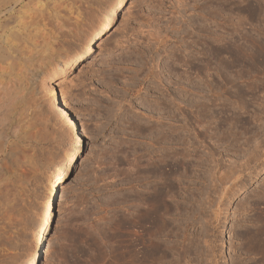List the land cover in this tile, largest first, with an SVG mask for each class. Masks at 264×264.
<instances>
[{
  "label": "rangeland",
  "instance_id": "rangeland-1",
  "mask_svg": "<svg viewBox=\"0 0 264 264\" xmlns=\"http://www.w3.org/2000/svg\"><path fill=\"white\" fill-rule=\"evenodd\" d=\"M104 1L0 0V23L5 27L0 26V33L5 30L2 34H9L10 40L18 31L13 41L21 38L17 41H22L23 50L27 48L21 64L25 65L23 69H28L25 80L29 85L23 99L8 105L6 115L10 112V116L0 124V130L10 125L8 139L0 138V264H22L33 246L51 166L70 147L73 129H80L79 124L85 129V134L80 135L79 155L59 189L46 239L49 250L41 254L37 264H151V160L167 153L169 157L174 154L180 168L177 166V173L171 174L175 189L169 194L171 198H167L170 209L164 216L169 229L165 231L177 234L179 226L181 230L177 235L168 237L165 231L161 235L163 240L160 238L159 242L165 246L167 254L160 264H179L178 260L186 264L188 255L190 261L194 260L193 264H264V246L250 245L248 241L250 235L264 230L260 221L264 218V151L261 152L264 143L253 152L247 150L254 156L260 152L261 157L249 153L241 155L235 161L237 165L228 162L230 152L222 148L226 144L216 142L227 127L234 126L229 129L240 139L244 132V137L250 135L244 126L256 120L260 124L258 118L251 119L253 111H259L257 115L262 112L259 119L264 121V0H125L78 63L62 78L53 75L44 81L48 62L75 43L81 31L89 28ZM19 8L23 9L22 13ZM219 23L223 24L222 28ZM33 29L38 33L36 30L33 33ZM18 33L21 36L18 37ZM22 33L35 37L26 34L25 42ZM220 33L227 41L216 39ZM230 35L234 38H229ZM13 41L10 42L18 43ZM230 41L236 48L239 45V56L243 54L240 59L237 57L235 64L231 63L234 62L231 54L228 55L230 47L234 48ZM211 48L218 52L210 54ZM201 49H205L207 55ZM198 72H215L216 76L220 74L217 79L231 76V80L233 76L227 74H236L235 82L231 83L238 87L231 88L230 99L221 97L218 101V105L223 102L226 107H217H223L220 112L215 108L218 113L211 116L214 119L208 120L205 116L211 124L196 122L201 117L197 115L200 99L204 102L209 99L201 98L196 92L201 84ZM60 80L72 122L62 115L53 99L54 95L61 102L59 93L56 96V84ZM255 107L257 110H252ZM223 118L231 123L226 128L223 125L228 122ZM154 124L158 125L159 132L152 129ZM202 124L214 130L208 131L213 139L208 135L204 145L192 139L193 154L203 160V167L197 165L196 170L195 164L193 169L190 167L193 159L188 164L189 158L180 155L181 142L185 143L186 136L193 133V126L201 128ZM251 126L248 129L255 127L253 123ZM240 129L247 132L241 134ZM155 135L165 137L168 145L177 147L164 150L159 149L158 144L151 146ZM212 141L222 153L216 155L220 165L214 159H207L204 146L214 144ZM246 160L250 164L243 170L240 164ZM233 172L241 181L236 180L237 185L228 192L225 188L231 181L224 184L227 179H222L221 183L216 177ZM184 223L190 225L185 229ZM182 232L196 243L189 238L186 239L191 244L186 239L182 241ZM193 244H197V248ZM130 258L135 259L130 262Z\"/></svg>",
  "mask_w": 264,
  "mask_h": 264
},
{
  "label": "bare ground",
  "instance_id": "bare-ground-1",
  "mask_svg": "<svg viewBox=\"0 0 264 264\" xmlns=\"http://www.w3.org/2000/svg\"><path fill=\"white\" fill-rule=\"evenodd\" d=\"M124 1L125 0H106V1H104V3L100 6V8H99V10H98V12L93 16V19H92V22H91V25L89 26V28L88 29H86V30H84L83 32L81 31V33L79 34V36L77 37V41L75 42V43H73V44H71V45H69L68 47H66V49H64V51L62 52V53H60V55H58V56H56L53 60H51L50 62H48V64H47V70L45 71V79H44V81L47 79V78H49V77H51V76H53V75H59L60 76V78H62L64 75H65V73H66V71L68 70V69H70L71 67H73L74 65H76L77 63H78V61L81 59V57H82V55L83 54H85L86 52H88L89 51V49H90V47H91V45L93 44V42H94V40L97 38V37H99L102 33H103V31L109 26V24L112 22V20L115 18V16L117 15V13L120 11V9L122 8V6H123V3H124ZM24 5V4H23ZM10 9V8H9ZM256 9V8H255ZM19 10H20V8H19ZM21 10H23V9H21ZM20 10V12L22 13V11ZM28 12V11H27ZM26 12V10H25V13H27ZM20 15V14H19ZM252 16V15H251ZM17 17H18V15H17ZM17 17L15 18V20L17 19ZM28 19H29V17H27ZM26 18V19H27ZM31 18V17H30ZM250 18V17H249ZM219 19V18H218ZM20 21V20H19ZM19 21H17V22H19ZM21 22V21H20ZM19 22V23H20ZM3 24V23H2ZM1 23H0V26L2 25ZM17 24V23H16ZM21 24H22V22H21ZM240 24V23H239ZM4 25H5V23H4ZM8 25V24H7ZM19 25V24H18ZM23 26H24V24H22ZM21 25V27H23ZM219 25H220V23H219ZM222 25V26H221ZM220 25V27L222 28L223 27V24H221ZM228 25V24H227ZM235 25V24H234ZM6 26V25H5ZM2 28H5V27H3V25H2ZM1 28V31L2 30H4V29H2ZM20 28V27H19ZM30 28V27H29ZM34 28V27H33ZM38 28V27H37ZM36 28V29H37ZM231 28L233 29V27L231 26ZM236 28V27H235ZM237 28H239V27H237ZM36 29H33V33H34V31L36 30ZM218 29V31H220L219 30V27L217 28ZM217 29H216V31H215V33L217 32ZM241 29V28H240ZM240 29H238V30H240ZM26 30H28L27 28H26ZM30 30H31V28H30ZM29 30V32L31 33V31ZM234 30H236V29H234ZM5 31V30H4ZM4 31H2V33L4 32ZM12 31H13V29H12ZM21 31V30H20ZM23 31V30H22ZM38 30H36L35 31V33L37 32ZM221 31H222V29H221ZM220 31V32H221ZM229 31H231V29L229 30ZM228 31V32H229ZM13 32H15V31H13ZM18 31H16V33H17ZM235 32V31H234ZM239 32V31H238ZM2 33H0V124L1 123H4V120H6L9 116H10V112H9V114L8 115H6V111L8 110V105H10L14 100H16V99H23L24 97H25V92L27 91V89H28V87H29V85H28V81H26L25 80V78L27 77V75H28V72H26V71H28V69H23L24 68V66L22 65L23 64V62H22V64H21V61H23V56L25 55V54H27L25 51L27 50V48H26V50H25V48H24V50L22 49L23 47L21 46V44H23V43H20V42H22V41H17V40H21V38L20 39H15L14 41L15 42H18V43H11L10 41L12 40L13 41V38H17V37H15V35H16V33H15V35L12 33V35H14V36H11V37H13V38H11L10 40L8 39L9 37V34H2ZM8 33V32H7ZM10 33V32H9ZM20 33V32H19ZM17 34V36L19 37V36H21L20 34ZM28 33V32H27ZM27 33H22V35L23 36H25V38H24V40L23 41H25L26 42V34ZM29 33V35L28 36H30V35H32V38L34 39V37H33V35L34 34H30ZM38 33V32H37ZM218 33V32H217ZM222 33V32H221ZM221 33L220 34H218V36L219 35H221ZM227 33V32H226ZM233 33V32H232ZM240 33H242V32H240ZM25 34V35H24ZM214 34V33H213ZM228 34H230V33H228ZM236 34V33H235ZM11 35V34H10ZM39 35V34H38ZM233 35V34H232ZM241 35V34H240ZM246 35V34H245ZM23 36H22V39H23ZM42 36V35H41ZM226 36V38L229 36V35H225ZM242 37H243V35H241ZM247 36V35H246ZM250 36V35H249ZM8 37V38H7ZM46 36H44L42 39H43V41L45 40L44 38H45ZM217 37V36H216ZM236 37H238V35L236 36ZM235 37V38H236ZM242 37H240L239 36V38H242ZM32 38H28L30 41H32L31 39ZM48 38V37H47ZM229 38H234V37H231V35H230V37ZM246 38V37H245ZM28 39H27V41H28ZM37 39H39L38 37H37ZM41 39V40H42ZM216 39H219V40H225V38L223 37V35H222V37L221 36H219V38L217 37ZM228 39V38H227ZM227 39L225 40V41H227ZM244 39V38H243ZM47 40V39H46ZM230 40V39H229ZM232 40V39H231ZM262 40V39H261ZM13 41V42H14ZM38 41V40H37ZM48 42V41H47ZM47 42H44V46H47L48 45V43ZM229 42V41H228ZM234 42H235V44H236V41L234 40ZM233 42V43H234ZM246 43H247V40L245 41ZM33 43V42H32ZM40 43H42V42H40ZM45 43H47V45H45ZM203 43V42H202ZM225 43V42H224ZM230 43H232V41H230ZM233 43H232V46L234 47V45H233ZM251 43V42H250ZM261 43V42H260ZM20 44V45H19ZM28 44H29V42H28ZM34 44V43H33ZM239 44V43H238ZM248 44V43H247ZM31 45V44H30ZM36 45V44H35ZM40 45V44H39ZM52 45V44H51ZM225 45H228V44H226L225 43ZM237 45V44H236ZM240 45H242V44H240ZM261 45V44H260ZM32 46V45H31ZM31 46H30V48H31ZM230 46V45H229ZM239 46V45H238ZM238 46H237V48H238ZM247 46V45H246ZM246 46H244V47H246ZM27 47V46H26ZM38 47V46H37ZM37 47H35V48H37ZM48 47V46H47ZM241 47V46H240ZM239 47V48H240ZM263 48H264V45L262 46ZM29 48V47H28ZM29 48V49H30ZM205 48V47H204ZM236 48V46L234 47V48H232V47H230V51L229 50H227V51H229L228 53L226 52V54H228V55H230L231 54V56H232V60H234V62H231V63H234L235 64V62H237V57H238V59H240L241 58V56H243V54L241 55V56H239L240 54H241V51H239V49H237ZM262 48V49H263ZM215 48H211L210 50H209V53L210 54H212V55H214V53H217L218 51H216V50H214ZM221 49V48H220ZM32 50V49H31ZM31 50H30V52H31ZM203 50H205V49H203ZM202 49H201V51H202V53H205L206 55H207V53H206V50H205V52L203 51ZM224 50V49H223ZM223 50H220V52L222 51L223 53H224V51ZM244 51V50H243ZM263 51V50H262ZM219 52V53H220ZM218 53V54H219ZM218 54H216V55H218ZM222 54V53H221ZM253 54V53H252ZM205 55V56H206ZM215 55V56H216ZM220 55V54H219ZM214 56V57H215ZM202 57V56H201ZM240 57V58H239ZM262 57H264V56H262ZM264 59V58H263ZM202 60V59H201ZM236 60V61H235ZM25 62V61H24ZM239 62V61H238ZM234 64H232V65H234ZM231 66V65H230ZM234 67V66H233ZM18 71H20V72H18ZM202 71V70H201ZM237 71V70H236ZM226 73V72H225ZM229 73V72H228ZM227 74V73H226ZM234 72H233V74L231 73V74H227V75H232L233 76V79L232 80H234L235 79V76H234ZM238 74H240V73H238ZM246 74V73H245ZM264 74V73H263ZM236 75V74H235ZM241 76H243L242 74H240ZM258 75V74H257ZM217 76H220V74L218 73L217 74ZM217 76H216V74H215V72H198V74H197V77L199 78V80H200V82H201V84H198V85H200L199 87H196V92L197 93H199L200 94V96H201V98H209L208 100H209V102H206V101H208V100H206L205 102H204V100H201L200 99V106L201 107H198V109L200 108V112L199 113H197V115H199V117L201 116V117H203L202 119H201V117H200V120H198V121H196V122H199V123H212V122H210V121H208V120H210L212 117L211 116H213V117H215L216 116V113L215 112H217V111H215V108L217 109V107L219 108V106L221 107V105L223 106H225V104L223 103H221V105H218L219 104V102L218 101H221V100H219L221 97H224V99L226 98V100L227 99H230L229 98V96L231 95V93H230V95H228L229 94V92H230V90H231V88H233V90H234V88L236 89L237 87H235L234 86V84L233 83H231L232 82V80H231V76H230V78H226V77H221V79H217ZM225 76V75H224ZM228 76V77H229ZM247 77V76H246ZM245 77V78H246ZM252 77V76H251ZM257 77V76H256ZM263 77V76H262ZM236 78H237V76H236ZM240 78H242V77H240ZM260 79L261 78V76H258L257 77V79ZM199 80H198V83H199ZM245 80V79H244ZM255 80V79H254ZM23 81V82H22ZM259 82H261L260 80H258ZM233 82H235V80L233 81ZM249 82V81H248ZM263 82H264V80H263ZM262 82V84H264ZM229 83H230V85H229ZM252 83L253 84H255L256 82H253L252 81ZM251 83V85H250V83H248L249 84V86H252L253 84ZM236 84V83H235ZM247 84V85H248ZM63 85V82H62V80H60V81H58V83L56 84V86H58V91L56 90V96H57V94L59 93V95H58V97L60 96V100H61V102H59V100L57 99V98H55V96L53 95V99L54 100H56L57 101V104H58V107L61 109V112H62V115H64V117H66L67 119H68V121L70 120L71 121V117H70V115H69V113H68V110L66 109L67 108V98H66V95H65V90H64V87L62 86ZM197 85V86H198ZM246 85V86H247ZM261 85V84H260ZM255 86H258V84L256 85L255 84ZM253 87V86H252ZM251 88V87H250ZM256 88H258L259 89V87H256ZM56 89V88H55ZM255 89V88H254ZM253 89V90H254ZM257 89V90H258ZM261 89V88H260ZM262 89H264V86H263V88ZM248 91H249V89H247ZM251 91H253L252 89H250ZM256 90V89H255ZM232 91V90H231ZM238 91V89L236 90V92ZM261 91V90H260ZM260 91H257V92H260ZM264 91V90H263ZM236 92H234V94L236 93ZM233 93H232V95H234ZM263 94V93H262ZM236 95H237V93H236ZM258 95V94H257ZM264 95V94H263ZM255 96V95H254ZM260 96V95H259ZM211 97H213V98H211ZM232 97V96H231ZM236 97H238V96H236ZM239 97H241V96H239ZM245 97V96H244ZM252 97V96H251ZM257 97V96H256ZM262 97V96H261ZM260 97V98H261ZM242 98V97H241ZM262 98H264V97H262ZM224 99H222V100H224ZM236 99V98H235ZM239 98H237L236 100H238ZM250 100V99H249ZM251 100H252V98H251ZM201 101H203L202 103H201ZM233 101H235V100H233ZM240 101V100H239ZM259 101V100H258ZM263 101V100H262ZM229 102H231L230 100H229ZM242 102V101H241ZM244 102V101H243ZM260 102V101H259ZM264 102V101H263ZM233 103V102H232ZM236 103V102H235ZM251 103V102H250ZM262 103V102H261ZM230 104V103H229ZM242 104V103H241ZM255 104V103H254ZM258 104V103H257ZM262 104H264V103H262ZM218 105V106H217ZM246 105H247V103H246ZM66 106V107H65ZM199 106V105H198ZM230 106H231V104H230ZM248 106V105H247ZM251 106H252V104H251ZM254 106V105H253ZM177 107V106H176ZM226 107V106H225ZM241 107H244L245 109H246V106H241ZM257 107V106H256ZM256 107L255 108H252V110L254 109V110H257L256 109ZM262 107V109H263V106H261ZM261 107H259V108H261ZM223 108V107H222ZM222 108H220V109H217L218 111L220 110L221 111V109ZM247 109H248V107H247ZM251 109V108H250ZM249 109V110H250ZM224 110V109H223ZM222 110V111H223ZM226 110V109H225ZM248 110V111H249ZM219 111V112H220ZM227 111V110H226ZM235 111V110H234ZM253 112H255V113H253ZM252 112V116H251V119L253 118V117H256V119L258 118V120L260 121V124L257 122V120L256 121H254V122H256L257 124H259V125H257L256 123H254V122H250L249 121V125H247L248 123H243V124H245V125H247L248 127L249 126H251V123H253V126L255 125V127L254 128H250V129H248V127H245L244 126V128H246V130H248L249 131V133H247V134H250V135H247L246 137H244V134H246L245 132H244V134H243V131H246L245 129L244 130H241L240 129V131H242V133L241 134H243V137H244V140L241 142L240 140L241 139H243V137L240 139V137H237L236 135H235V133L233 134V132H232V127H234V126H232V127H227L228 128V130L227 129H225V131L224 130H222V131H224V134H223V136H222V134L220 135V137L217 135L218 133H215V135L216 136H218L217 137V140H216V142L219 144V145H221V143H225L226 144V146H224L223 144V151H225V152H227L228 154H229V152H230V154L228 155V159H230L228 162H230L231 164H233V162H235L238 158H240L241 157V155H246V154H251V152H253L255 149H258V147L259 146H261V144L262 143H264V136H262V135H264V132L263 133H261L262 131H264V129H261L262 128V126H264V124H262V123H264V121H262V119H259V115L261 116V114L260 113H262V112H260L259 113V115H257L258 114V112L259 111H253ZM263 112H264V110H263ZM218 113V112H217ZM223 113V112H222ZM224 113H225V111H224ZM231 113V112H230ZM236 113V112H235ZM234 113V114H235ZM257 113V114H256ZM214 114H215V116H214ZM228 114V113H227ZM226 114V115H227ZM244 114V113H243ZM251 114V113H250ZM249 114V115H250ZM254 114H256L255 116H254ZM263 114V113H262ZM219 115V114H218ZM222 115V114H221ZM225 115V114H224ZM237 115H238V113H237ZM205 116H208L209 117V119H208V117H207V119L208 120H205ZM263 116V115H262ZM63 117V116H62ZM187 117V116H186ZM211 117V118H210ZM218 117V116H217ZM223 117V116H222ZM248 117V116H247ZM195 118V117H194ZM227 118V117H226ZM242 118V117H241ZM246 117H243V119L244 120H246L245 119ZM261 118V117H260ZM263 118V117H262ZM187 119V118H186ZM199 119V118H198ZM212 119H214V118H212ZM216 119V118H215ZM219 119H221L222 120V118H219ZM218 119V121H220L221 122V120H219ZM224 119V118H223ZM235 119V118H234ZM239 119H240V117H239ZM239 119H238V121H239ZM226 119H224V121H225ZM231 120V119H230ZM243 120V121H244ZM248 120H250V117H248ZM75 121V120H74ZM216 121V120H215ZM237 121V120H236ZM252 121V120H251ZM72 122V121H71ZM171 122V121H170ZM225 122H228V119H227V121H225ZM224 122V123H225ZM235 122V121H234ZM240 122V121H239ZM246 122V121H245ZM248 122V121H247ZM262 122V123H261ZM190 123V122H189ZM193 123V122H192ZM216 124L218 123V122H215ZM222 123V122H221ZM74 124V123H73ZM191 124V123H190ZM216 124L214 125L213 124V126H216ZM229 125V124H231L230 122H228V123H226L225 125H223V126H225L224 128H226V125ZM240 124H241V122H240ZM188 125V124H187ZM201 125V124H200ZM206 125V124H205ZM219 125V124H218ZM185 126V125H184ZM190 126V128H191V125H189ZM207 126V125H206ZM206 126H203V124H202V127L200 128V126H199V128H194V126L192 127L193 128V131H192V128H191V130L188 128V130H190V131H192L193 133L191 134V132H190V134L191 135H187L186 136V140H185V143H183V141L181 142V144H183L182 146H183V150H181L182 152H180L181 154V156L183 157V158H189V161L188 162H190V163H188V164H191V159H193V164H191L190 165V167H192V169H193V165L194 166H196V170H198L197 169V165L199 166V165H201L200 167H203V163H202V158L201 157H199V156H197V155H195V154H193L194 153V151H193V149H195L194 148V146H193V144H194V140H196L197 142H199V144L201 143V145L203 144L204 145V143L206 142V137L209 135L210 137L212 136L209 132H210V130L211 131H214V130H212V129H210L209 130V128H210V125H208L209 126V128L208 127H206ZM222 126V127H223ZM231 126V125H230ZM241 126H243V125H240V127ZM10 127V125L8 124V125H6L3 129H1L0 130V138H5V139H8V134H7V131H8V128ZM198 127V126H197ZM218 127V129H219V126H217ZM216 127V128H217ZM221 127V129H224V128H222ZM238 127V126H237ZM252 127V126H251ZM79 128L80 129H78V128H74L73 130V140H72V143H71V145H70V147H68L67 148V150L64 152V153H62L59 157H58V159L52 164V166H51V177H50V180H49V185H48V188H47V190H46V194L44 195V197H43V199H42V202L40 203V210H39V221H38V224H37V227H36V229H35V232H34V244H33V246L31 247V249L26 253V255H25V257H24V260H23V262H22V264H37L38 263V260H39V257L41 256V254L42 253H46L48 250H49V247H48V245H47V243H46V239H47V234H48V231H49V228H51V222H52V218H53V208H54V206H55V201H56V199H57V197L59 196V192H60V187L62 186V184H63V182H64V179H65V175L67 174V172L69 171V169L75 164V161H76V159H77V157H78V155H79V150H80V139H81V137H80V135L81 134H85V129H84V127L81 125V124H79ZM158 125L156 126V124H154L153 126H152V129L154 130H157L158 131ZM211 128H214V127H212L211 126ZM215 128V129H216ZM229 128H232L231 130L229 129ZM243 128V127H242ZM220 129V130H221ZM237 129V128H236ZM238 129H239V127H238ZM217 130V129H216ZM163 131V130H162ZM162 131H161V133H162ZM209 131V132H208ZM218 131V130H217ZM237 131V130H236ZM159 132V131H158ZM234 132H235V130H234ZM247 132V131H246ZM209 133V134H208ZM211 133H213V132H211ZM223 133V132H222ZM237 135H238V133H237ZM164 136V135H163ZM209 136H208V139H209ZM216 136H214V137H216ZM221 136H222V138H221ZM155 137L156 138H153V140H151V146H154V145H156V144H158L157 145V147L160 149H172L173 147H177L176 145H174V144H172L170 141V143L172 144V145H168V142L166 143V141H165V137L163 138V137H161V136H158L157 137V135H155ZM212 138V137H211ZM256 140H255V139ZM192 139H194V140H192ZM213 139V138H212ZM211 139V140H212ZM168 140V139H167ZM215 140V139H214ZM196 141H195V143H196ZM210 141V140H209ZM238 141H240L239 143H241V144H239V145H237L238 143ZM214 144H212L211 142V145H206V146H204V147H206V149H207V151H206V154L208 155V158L207 159H214V161H216L217 163H221V161H219L220 159H218V157L216 156L217 154L218 155H220V154H222V153H220L219 151H217V147H218V144L217 145H215V142L214 141H212ZM165 143V144H164ZM178 143V142H177ZM180 144V145H181ZM206 144H207V142H206ZM209 144V143H208ZM264 145V144H263ZM217 146V147H216ZM234 147H237L239 150H237V149H235ZM262 147H264V146H262ZM219 148H220V146H219ZM234 148V149H233ZM221 149V148H220ZM247 150H250L251 152H247ZM262 151H264L263 150V148L261 149V152ZM167 152V151H166ZM221 152H222V150H221ZM259 152V151H258ZM257 152V150L255 151V153L257 154L258 153ZM170 153V152H169ZM260 153V152H259ZM259 153L257 154V155H255L256 157H258L259 156ZM163 154V153H162ZM177 154V153H176ZM261 154V153H260ZM159 155V154H158ZM167 155V156H166ZM164 154V155H159L160 157H158V159H154V160H151V264H160V262H164L165 260V256H166V254L167 253H165L164 252V247L162 246V242H161V244H160V238L162 239V234H163V232L165 231V230H168L169 228V226H167V224H166V216H164V215H167L168 213H167V211L170 209V208H168V206H169V204H167V202H169L168 200H167V198L170 196L169 194L171 193V195H172V193L174 192L173 190L175 189L174 188V186H173V184H174V182H173V179H171L172 177H171V174L173 173V174H175V172H176V169L178 170V167L180 168V166H178L179 165V163H177L176 162V160H177V158H175L172 154V157H171V155H170V157L168 156L169 154L167 153V154ZM206 155V156H207ZM253 157H255L253 154H251ZM247 156V157H252V156ZM263 155H264V153H263ZM261 156H262V154H261ZM261 156H259V157H261ZM174 157V158H173ZM217 157V158H216ZM221 157V156H220ZM244 157V156H243ZM246 157V156H245ZM152 159V158H151ZM204 159V158H203ZM206 159V160H207ZM210 159V160H211ZM257 159V158H256ZM202 160V161H201ZM241 160V159H240ZM239 160V162L241 163V161ZM247 160H248V158H247ZM247 160L245 161V162H243V164H240V166L241 167H244V168H242L243 170L245 169V170H247L246 168L248 167L247 166ZM249 160H251V159H249ZM252 160H254V158H252ZM258 160V159H257ZM261 161V160H260ZM182 162V161H181ZM206 162V161H205ZM215 162V163H216ZM223 162V161H222ZM176 163L178 164V165H176ZM220 163L218 164V165H220ZM229 163V164H230ZM205 164V163H204ZM210 164V163H209ZM234 164H237L238 165V163H234ZM250 164V163H249ZM248 164V165H249ZM187 165V164H186ZM212 165H214V164H212ZM237 165H234V166H237ZM245 165V166H244ZM178 166V167H177ZM183 166V165H182ZM184 166H185V163H184ZM188 166V165H187ZM216 166V165H215ZM233 166V165H232ZM238 167V168H241V167ZM247 166V167H246ZM186 167V166H185ZM189 167V166H188ZM231 167V166H230ZM229 166H228V168H230ZM246 167V168H245ZM181 168H183V167H181ZM233 167H231V169H232ZM187 169H189V168H187ZM213 169V168H212ZM231 169H230V171H231ZM236 169V168H235ZM242 169H240V170H242ZM184 170H185V168H184ZM189 170H191V169H189ZM201 170V169H200ZM239 170V169H238ZM237 170V171H238ZM243 170H242V172H243ZM250 170V169H249ZM255 170V169H254ZM175 171V172H174ZM188 171V170H187ZM211 171V170H210ZM228 171L229 170H227L226 172L228 173ZM229 171V172H230ZM184 172V171H183ZM213 172V171H212ZM226 172H224V173H226ZM235 172V171H234ZM234 172L233 173H229L230 175H226V174H221L219 177L217 176L216 178L218 179V181L219 182H221L222 183V181H224L225 179H227V180H225V182H224V184H228V182H230L231 181V183H230V185H226V187L228 186V188H225L228 192H229V190H231L233 187L235 188V186L237 185V182H239V180L241 181V179H238L239 178V176L237 177L236 175L238 174V172H237V174H236V172H235V174H234ZM241 172V173H242ZM251 172H253V170H251V171H249V174L251 173ZM177 173V172H176ZM194 173V172H193ZM214 173V172H213ZM212 173V174H213ZM240 173V172H239ZM224 175H226V176H224ZM241 175V174H240ZM248 175V174H247ZM250 175H252V173L250 174ZM211 176H213V175H211ZM227 176H228V178H227ZM230 176V177H229ZM158 177H160V178H158ZM226 177V178H225ZM176 178V177H175ZM213 179L215 178V176H213L212 177ZM212 178H210L211 179V181H212ZM233 178V179H232ZM222 179H224V180H222ZM161 182H160V181ZM171 180H172V182H173V184H172V182H171ZM236 180H238L237 182H236ZM159 181V182H158ZM214 182V181H213ZM216 182H217V180H216ZM241 183V182H240ZM219 184V183H218ZM224 184H221V185H224ZM212 185V187H213V184H211ZM220 185V184H219ZM216 186H217V183H216ZM211 187V188H212ZM224 187H225V185H224ZM230 187V188H229ZM174 188V189H173ZM177 188V187H176ZM215 188V187H214ZM233 188V189H234ZM179 190V189H178ZM184 190V189H183ZM263 190V189H262ZM224 191V190H223ZM227 191L225 192V193H223V194H226L227 193ZM263 192V191H262ZM176 193V192H175ZM174 193V194H175ZM188 194V193H187ZM227 195V194H226ZM179 196H180V194H179ZM61 197V196H60ZM169 198H171V197H169ZM168 198V199H169ZM173 198V197H172ZM172 204V203H171ZM170 207V206H169ZM176 207V206H175ZM174 207V208H175ZM177 208V207H176ZM178 209V208H177ZM176 210V209H175ZM177 212H178V210H176ZM180 215V214H179ZM194 215V214H193ZM150 216V215H149ZM260 218H262L261 216H260ZM190 219V218H189ZM186 221V220H185ZM191 221V220H190ZM262 223H261V226L264 228V218H262V220H260ZM178 222V221H177ZM187 222V221H186ZM192 222V221H191ZM190 222V223H191ZM259 222V221H258ZM168 223V222H167ZM181 223H183V222H181ZM180 223V224H181ZM190 223H184L185 224V226H184V228L186 229L189 225H190ZM170 224V223H169ZM168 224V225H169ZM173 224V223H172ZM179 224V223H178ZM175 225V224H174ZM182 225V224H181ZM179 226V225H178ZM192 226V225H191ZM172 227V226H171ZM177 227V226H176ZM175 227V228H176ZM168 228V229H167ZM172 229V228H171ZM170 229V230H171ZM178 229H179V231L181 230V227L179 226L178 227ZM182 229H183V227H182ZM168 231V232H171V231ZM179 231H176V232H178L179 233ZM184 231V230H183ZM174 231H172V233H167L166 231L164 232V233H166L167 235H168V237L170 236V234H174L173 233ZM177 233V234H178ZM165 234V235H166ZM176 234V233H175ZM174 234V235H175ZM176 234V235H177ZM180 234V233H179ZM164 235V236H165ZM173 235V236H174ZM205 235V234H204ZM187 235H185V233H183L182 232V235H181V238H183V239H181L182 241H184L186 238H189L190 236H187ZM171 237H172V235H171ZM177 237V236H176ZM192 237V236H191ZM175 238V237H174ZM173 238V239H174ZM179 238V237H178ZM190 239V238H189ZM188 239V240H189ZM192 239V238H191ZM191 239H190V241H191ZM163 240V239H162ZM180 240V239H179ZM187 240V239H186ZM187 240V241H188ZM248 241H249V244L251 243V244H255V245H257V246H264V230L263 231H258L257 233H254V234H252V235H250L249 237H248ZM185 242V241H184ZM189 242V241H188ZM191 242H194V241H191ZM179 243V242H178ZM177 243V244H178ZM190 243V242H189ZM194 243H196V240H195V242ZM184 245H186V243H183ZM188 244V243H187ZM191 244V243H190ZM248 244V245H249ZM250 244V245H251ZM168 245V244H167ZM183 245V246H184ZM195 245V247H196V245L197 244H193V246ZM180 246H181V244H180ZM188 246H189V244H188ZM188 246H185V247H187L188 248ZM191 247H192V245H190ZM189 246V247H190ZM163 247V248H162ZM255 247V246H254ZM170 248V247H169ZM186 248V250H188ZM197 248V247H196ZM253 248V247H252ZM172 249V248H171ZM191 249V251H192V249H195V248H190ZM167 250V249H166ZM175 251H177V250H175ZM184 251H185V249H184ZM184 251H183V253H184ZM189 251V250H188ZM194 251V250H193ZM192 251V252H193ZM195 251H196V249H195ZM173 252V251H172ZM199 252V251H198ZM207 252V251H206ZM178 253V252H177ZM185 253H186V251H185ZM195 253V252H194ZM187 254V253H186ZM188 254H189V252H188ZM191 254V253H190ZM197 254V253H196ZM202 255V254H201ZM170 256V255H169ZM173 256V255H172ZM179 256V255H178ZM177 256V257H178ZM181 256V255H180ZM195 256H197V255H195ZM182 257H185L184 256V254L182 255ZM188 257H189V255H188ZM184 258L185 259V261L187 260V262L188 263H195V262H191V261H194V260H189V258ZM191 257H193V256H191ZM133 258V257H132ZM132 258H130V262H133L134 261V259H132ZM174 258V257H173ZM181 258V257H180ZM194 258V257H193ZM163 259V260H162ZM183 259V258H182ZM181 259V260H182ZM191 259V258H190ZM195 259V258H194ZM206 259V258H205ZM173 260V259H172ZM174 260H175V258H174ZM178 260V259H177ZM176 261V260H175ZM180 260H178V263L180 264V262H179ZM169 262V261H168ZM183 262H184V260H183ZM187 262H186V264H187ZM170 263V262H169ZM176 263V262H175ZM174 263V264H175ZM182 264V263H181Z\"/></svg>",
  "mask_w": 264,
  "mask_h": 264
}]
</instances>
